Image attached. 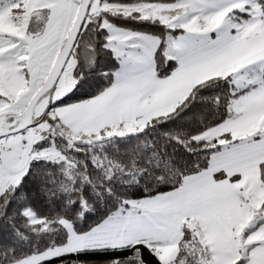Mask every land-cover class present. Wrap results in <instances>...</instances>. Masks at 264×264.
<instances>
[{
	"label": "snow or ice",
	"instance_id": "1",
	"mask_svg": "<svg viewBox=\"0 0 264 264\" xmlns=\"http://www.w3.org/2000/svg\"><path fill=\"white\" fill-rule=\"evenodd\" d=\"M236 13L244 14V18L234 19ZM108 15L158 24L164 29V36L161 38L117 29L107 21ZM73 18L75 36L68 56L51 87L36 100L37 105L47 101L43 112L24 127H20L22 117L5 115L4 128L7 130H0V218L7 224L13 215L22 216L27 227L37 237V243L31 251H25L22 256L15 258H0V264H93L96 261H102L103 264H163L155 251L159 241L149 239V236L162 239L167 235L163 216L148 202L182 195L185 178L199 176L202 171H207L213 184L239 185L242 173L234 169L252 162L259 170L261 186L264 187V121L243 137L234 135L232 130H226L219 136L211 135L243 115L237 111L238 106L264 95V59L250 62L223 78H214L224 80L231 89L226 96L215 98V103L223 107L222 118L205 126L197 135L168 136L169 140L183 145L191 154L187 157L177 156L159 165L163 171L149 170L156 177L155 184L144 182L141 175L134 176L137 183L142 182L144 186L143 192L139 187L133 189L139 198H131L128 189L121 191L106 184L103 194H98L100 201L96 208L83 196L78 201L69 198L64 213L51 219L38 217L31 208H14L9 198L28 174L31 162L64 160L62 155L51 158L50 153H56L52 148L43 150V145H40L41 150H37L38 142L46 135L58 133L67 140L69 146L79 142L67 135V129L60 123L58 111L93 100L122 84L158 85L186 68L220 54L235 42L246 27L264 20V0H229L223 4L217 0H133L130 3L59 0L56 10L49 6L31 14H27L25 0H0V20L17 31L23 28V39L7 32L0 33V66L14 70L15 75L23 77L27 84H32L30 61L40 55L33 50V41L44 36L50 20L53 23L59 20L61 24L65 21L71 24ZM94 31L107 33L101 44L104 50L100 58L103 66L94 62L91 70L86 72L80 57L83 55L85 61L88 60L90 49L85 41ZM162 46L163 61L168 68L172 67L167 64L170 58L174 57L178 61V66L164 78L160 77L156 66V53ZM109 53L119 63V68L113 72L106 71L112 66ZM70 59L75 62L71 73L75 83L70 90L59 95L57 86ZM97 72L111 80V83L94 94V90L99 87ZM199 86L202 85L196 88ZM191 98L192 93H189L182 101H177L171 111L135 127H126L125 122L121 121L100 128L94 135L105 140L143 132L154 121L176 113ZM0 102L9 101L7 97L0 96ZM140 119L137 117V120ZM30 129H39V138L29 148L25 147L28 141L21 139L20 149L24 155L17 156L13 161L9 156L13 150L8 144L9 139L24 137ZM200 157H216L217 167L206 170L197 164L194 169L186 171L194 158L198 160ZM94 165L103 169L102 163L98 166L94 162ZM74 167L68 165L69 169ZM65 175L68 181H73L69 172L66 171ZM111 175L109 172L106 179H110ZM169 175H175L174 183L168 181ZM88 179L87 175L81 178L85 182ZM161 184L166 187H160ZM61 190L70 193L73 187L65 184ZM18 199H26L23 191ZM227 199L246 212V219L226 229L228 235L220 249L224 264H264V201H257L252 193L242 187L228 193ZM181 232L182 243L188 247L169 264H211L212 256L217 253L211 245L201 247L203 234L198 229H181ZM105 236H111V239H104ZM41 237L47 238L46 241L42 242ZM129 237L138 242H127Z\"/></svg>",
	"mask_w": 264,
	"mask_h": 264
},
{
	"label": "rangeland",
	"instance_id": "2",
	"mask_svg": "<svg viewBox=\"0 0 264 264\" xmlns=\"http://www.w3.org/2000/svg\"><path fill=\"white\" fill-rule=\"evenodd\" d=\"M217 2L223 4L228 3L229 0H217ZM58 3L59 0H25V7L27 14H31L49 6L56 10ZM239 18H244V14H234V19ZM222 19L223 17H221V21ZM26 20L27 15L25 16ZM74 20L73 18V23ZM73 23L69 24L65 21L61 24L59 20H55L53 23L50 20L44 36L33 41V50L40 55L36 60L30 61L32 84H27L23 77L15 75L14 70L0 66V96L7 97L9 101L8 103L0 102V126L5 115H20L31 97L44 83L71 31ZM4 32L23 39V28L17 31L4 20H0V33ZM170 59L176 62L177 67L178 61L174 57ZM262 59H264V20L246 27L236 37L235 42L220 54L186 68L158 85L122 84L104 92L93 100L81 102L58 111L60 123L67 129V135L72 140L91 142V135L97 133L104 126L116 125L123 121L126 127H135L151 117L166 114L171 111L172 106L177 101H182L187 96L195 84L205 80L208 76H226L250 62ZM74 66L75 62L70 59L69 65L57 86L59 95L70 90V87L75 83L71 75ZM46 104L47 101L45 100L40 105H36L33 111V119L39 118ZM254 106L257 111L255 126L248 125L240 129L236 122H231L224 128L215 130L211 135L219 136L230 129L236 136H246L250 130L255 129L264 121V95L261 98L255 97L246 101L237 108L243 110L242 118L247 123L246 115L249 113L253 115L252 108ZM137 117L141 119L137 120ZM37 138H39V129H30L24 137H11L8 141L13 149L9 154L10 158L15 161L17 156L24 155L20 149L21 139L28 141L25 147L29 148ZM40 145H43V150L52 148L56 151V153H50L51 158L62 155L63 161L55 159L50 161L62 162L66 168V150L72 148L73 145L69 146L67 140L58 133L46 135L38 142L37 150H41ZM217 164V158L211 157L206 170L216 168ZM242 177L243 182L236 186L226 183L216 185L211 183L207 171H202L199 176L185 178L182 195L171 199L162 197L148 202L158 214L163 216L167 235L162 239L149 236V239L159 241L155 251L159 254L163 264H169L175 259L179 251L188 247L185 244L180 245L183 235L181 229H198L203 234L200 241L201 247L211 245L217 253L212 256L211 264H224L220 249L228 235L226 229L246 219V212L242 208L238 210L236 206L231 207V202L227 199L228 193L242 187L247 192L252 193L257 201H264V188L259 189L257 185L247 180L248 177ZM104 239H111V236H105ZM127 242L135 243L138 241L129 237Z\"/></svg>",
	"mask_w": 264,
	"mask_h": 264
},
{
	"label": "trees",
	"instance_id": "3",
	"mask_svg": "<svg viewBox=\"0 0 264 264\" xmlns=\"http://www.w3.org/2000/svg\"><path fill=\"white\" fill-rule=\"evenodd\" d=\"M108 2L130 3L133 0H108ZM160 2H172V0H160ZM106 18L109 23L119 29L161 38L164 36V29L158 24L139 22L133 18L121 16L108 15ZM106 35V32L101 34V31H94L86 39L85 43L90 49V54L87 61L83 55L80 57L84 71H90L94 62H99L100 66H103L100 58L104 55V50L101 44ZM162 48L163 46L156 53V66L160 77L169 75L176 68V62L172 59L167 61V64L172 67L166 66L163 61ZM109 58L112 66L106 71L113 72L119 67L118 60L112 57L111 53H109ZM96 75L99 78V87L94 90V94L104 90L111 83V80L105 79L100 72ZM215 77L195 84L189 91L192 93V98L186 105L169 117L154 121L143 132L105 140L93 134L90 137L91 142L82 141L73 144L72 148L66 150V168L62 162L43 160L31 162L28 174L9 198L10 205L21 210L25 207L31 208L38 217L51 219L64 213V206L69 198L78 201V198L83 196L92 207L96 208L100 201L98 194H103V186L106 184H111L121 191L128 189L131 198H139L133 189L139 187L143 192L144 186L142 182L137 183L134 176L141 175L144 182L155 184L156 177L150 174L149 170L163 171L159 169V165L174 160L177 156L187 157L191 154L183 145L169 140L168 136L197 135L205 126H210L222 118L223 107L215 103V98L226 96L231 89L227 82L222 79L215 80ZM197 85L202 86L196 88ZM194 88L196 89L192 92ZM152 118L154 117L148 120ZM209 161L210 158L200 157L198 160L194 158L193 164L186 171L194 169L197 164L206 169ZM94 162L98 166L102 163L103 169L96 167ZM69 164L75 167L69 169ZM66 171L73 176V181H68ZM109 172L112 174L111 178L106 179ZM84 175L89 178L86 182L81 180ZM168 181L174 183L175 175H169ZM65 184L72 186L73 191L70 193L62 191L61 188ZM160 187H166V185L161 184ZM21 191L25 193L26 199H18ZM40 239L45 242L47 238L41 237ZM36 243L37 237L27 227L26 220L22 216L13 215L7 224L0 218V258L22 256L25 251H31ZM182 244L181 239L180 245ZM93 264H103V262L96 261Z\"/></svg>",
	"mask_w": 264,
	"mask_h": 264
},
{
	"label": "water",
	"instance_id": "4",
	"mask_svg": "<svg viewBox=\"0 0 264 264\" xmlns=\"http://www.w3.org/2000/svg\"><path fill=\"white\" fill-rule=\"evenodd\" d=\"M74 36H75V20H74V23L72 25L71 31H70L63 47L61 48V51L59 52L54 64L52 65L51 70H50L47 78L45 79L44 83L36 91V93L31 97V99L27 103V105L24 108V110L22 111V113L20 115H16L17 118H21V117L23 118L22 122L20 124V127H24L26 124L32 122L33 111L37 105L36 100L40 95H42L44 92H46L47 89L50 88L52 83L55 81L56 76L59 73V69L63 65L64 59L68 56L69 49H71V47H72L71 41H72ZM4 125H5V120L3 118L1 121L0 130H7L6 128H4ZM12 130L15 131V129H12Z\"/></svg>",
	"mask_w": 264,
	"mask_h": 264
},
{
	"label": "crops",
	"instance_id": "5",
	"mask_svg": "<svg viewBox=\"0 0 264 264\" xmlns=\"http://www.w3.org/2000/svg\"><path fill=\"white\" fill-rule=\"evenodd\" d=\"M119 29V28H118ZM122 30V29H120ZM211 77H215L213 75L211 76H208V78H211ZM206 78V79H208ZM258 97H262L261 96H258ZM251 108V107H250ZM238 112H242L243 113V110H241L240 108L237 109ZM252 111H254L253 115H251V113L247 114V118L248 119V122L246 123L244 121V119L242 118V116H240L239 119H237L235 122L237 123V125L241 128L243 127H246L248 125H251L252 127L255 126V120H256V109H255V106L252 108ZM230 130V129H229ZM235 135V134H234ZM239 135V134H238ZM241 136V135H240ZM243 137V136H241ZM234 171H240L242 173V176H246L248 177L249 179H247L249 182L251 183H254L255 185H257L259 189H263L264 187L261 186V181H260V174H259V170L258 168L256 167V164L254 162L252 163H246L236 169H234ZM241 182H243V177H242V180ZM224 186V185H223ZM222 191H223V188H222ZM230 192V190H228ZM231 207L232 206H235L234 204L230 203ZM238 210H239V207H238ZM183 234V233H182ZM183 236V235H182Z\"/></svg>",
	"mask_w": 264,
	"mask_h": 264
}]
</instances>
